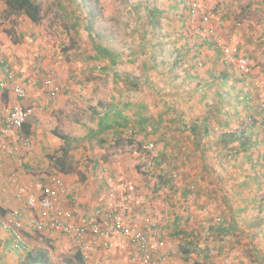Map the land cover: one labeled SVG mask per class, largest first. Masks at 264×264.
Instances as JSON below:
<instances>
[{
  "label": "crops",
  "instance_id": "0c3cea01",
  "mask_svg": "<svg viewBox=\"0 0 264 264\" xmlns=\"http://www.w3.org/2000/svg\"><path fill=\"white\" fill-rule=\"evenodd\" d=\"M176 1L162 0V4L147 6L138 0L133 5L136 23L129 32L133 39H129L125 49L113 50L118 57L115 65L108 63L103 68L110 73L114 87L109 89L106 103L90 109L91 118L96 121L94 125L108 115L109 123L122 128L94 141L100 148L94 160L84 156L88 161L75 162L80 154H91L85 147L89 143L87 136L66 135L70 145L66 147L65 141L55 136L47 125L48 116L54 120L55 113L63 114V118L66 113L71 116L73 108L69 100L73 94L70 88L62 86L69 87L65 76L63 80L56 78L64 87L63 92L46 105L43 114L38 110L27 121L29 133L23 132L33 138L34 154H29L24 163L18 157L16 140L0 129V195L6 198L0 201V207L6 215L14 207H26L30 196L41 197L43 186H52L49 175L43 173L53 172L65 182L60 208L73 212L78 222H83L93 209L109 207L124 214L133 227L150 228L155 221L164 224L170 237L184 239L193 233L200 235L203 253L193 249V255H185L182 247V253L179 252L184 264H201L205 253L211 255L205 264H264V125L251 104L256 101L258 89L264 90V56L259 71L241 76L234 65L226 62L225 40L218 44L214 39H204L197 34L199 27L195 32L201 39L187 36L182 23L184 11L192 21L196 19L190 14L187 0ZM235 8V0H203L199 23L211 27L222 38L221 25H215V10L227 19V14ZM8 12L6 0H0V19ZM154 21L156 25L151 27ZM18 47L0 29V50L10 60L20 56L15 59V68L21 69L23 64L27 69L25 75L19 76V84L28 90V97L22 100L12 91L0 89V116L7 115L18 104L37 107L46 100L37 83V77L44 75L41 72L44 63L38 65V57L32 61L34 56L29 49ZM122 66H129V70H122ZM51 69L56 68L51 66ZM0 75H3L1 66ZM141 118L148 120L147 138L138 130ZM241 132L253 142L254 147L249 151H238L237 137ZM140 137V149L137 147L134 154L139 150L145 153L150 144L156 147L154 153L148 152L147 164V174L155 177L154 185L127 162L124 166L123 159L129 155L128 139L137 141ZM77 143H82L85 152L76 149ZM7 155L13 159H7ZM46 155L56 158L53 170L43 168L48 166L42 165ZM137 155L144 157L140 152ZM89 161L92 163L86 168ZM161 175L166 178L165 186L159 184ZM110 188L115 190L114 199L108 195ZM158 190L176 192L165 199L166 194L160 198ZM157 198L168 202L169 211L163 215L164 206ZM11 203L14 205L9 206ZM25 211L28 235L36 234L43 240L49 233L55 240L75 245L58 231L32 230L28 225L36 215L27 207ZM6 215H0V219ZM119 239L123 240H116ZM109 243L103 247H109ZM18 252L9 233L0 235V264H6L7 256ZM169 254L171 259L176 256L174 251Z\"/></svg>",
  "mask_w": 264,
  "mask_h": 264
},
{
  "label": "rangeland",
  "instance_id": "374dc122",
  "mask_svg": "<svg viewBox=\"0 0 264 264\" xmlns=\"http://www.w3.org/2000/svg\"><path fill=\"white\" fill-rule=\"evenodd\" d=\"M137 1L91 0V4L93 6H98L99 8L102 7L103 9L101 12L102 15L98 17L95 23V28L106 35L105 41L102 42L103 46L114 49L115 51H121L128 47L129 39H133L129 32L133 31V27L131 26H134L136 23L133 15V5L137 3ZM57 2L58 0H41L42 21L38 25L32 23L31 20L24 14L20 13L11 15L8 12V15L6 14V16L3 17L4 22L2 21L3 18L0 19V21H2L0 22V29H2V31L11 38V42L16 46H19L25 51L28 48L31 53L30 55L32 57L34 56L31 59L32 61H34L38 55L37 57L39 60L37 59V61H40V65L42 63L45 65L41 70L43 74L50 75L55 79H61L62 76L66 77L69 87L67 85L62 86L70 88L69 92L71 91L73 94V98L69 100L71 101L70 107L73 108L71 116L66 113L63 118V114L55 113L56 116L54 120H50L48 116L47 125H49L50 131H58L64 136L77 135L83 137L87 136L88 131L95 127L94 124L96 121H93L91 118L90 109H94L101 103H106L105 101L109 97V89L114 87L115 82L110 76V73L103 69L109 62L102 60V58L98 56L96 50H94V46L91 45L92 43L89 39L88 33L81 28L79 34H77L67 28L70 19L68 22H65L63 17L60 15L61 12L65 14V11H63L62 8H59ZM177 2H179V0H177L176 3ZM141 3L151 6L153 3L162 4L163 2L162 0H141ZM64 7L67 8V12L73 11L72 4ZM235 7L236 8L231 11V13L227 14V17H231L230 19H224L220 16V14L216 13V10L215 13L213 11L217 21L215 25H221V28L219 29L223 36L221 40H225L227 43L226 45L237 46L239 49L241 48L240 50H243L245 54L253 57L254 59L250 60L252 71H259L260 68H258V66L261 64V57L264 56V0H235ZM108 9L110 10L109 13ZM183 17L184 19L182 23H184L183 27H186L185 31L187 32V36L193 39H201L195 32L198 27L202 26L201 23H199V20L196 19L195 21H192L191 18H188L185 11L183 13ZM177 34H180V31H178ZM18 57L20 58L18 55L15 59ZM15 59H13V61ZM255 61H258V64H256ZM51 66H54L56 69H51ZM127 68L129 70V66L121 67L122 70ZM31 76H34V74ZM251 104H253L252 110L254 109L256 115L258 116L256 101ZM240 117L241 118L238 119L239 125L243 123V116L240 115ZM132 139L133 138H129L126 143L128 147L126 152H128L129 155L123 159L124 166L125 162H127L132 168L139 170V173H143V176H145L148 183L151 181L150 184L153 183L154 185V183H156L154 180L155 177L150 174H146L148 172L147 164L149 153L147 150H145V153L139 150L142 138L140 137L137 141ZM76 145L77 150L81 148L82 152H85V149L82 148V143H77ZM87 145L88 146L85 147L91 150V154L88 155L83 153V155L78 152L80 155L78 160H75L76 163L88 160L91 161L96 158L95 152L99 151L100 148L95 145L94 141H90ZM111 146L114 147L113 145ZM137 147L139 148V152L144 154V157L137 155L139 153L138 151L137 154H134ZM32 153L34 154V150L31 154ZM81 155L83 156L82 158ZM84 156H86L88 160H85ZM11 158L12 157L10 155H7V159ZM26 158L27 156L25 158L23 157L21 160L22 163L25 162ZM45 159L46 160L42 165L48 166L43 168L53 170L56 164L55 156L46 155ZM2 162H4L3 159ZM91 163L92 162H90L86 168H89ZM28 174L31 175L33 173ZM150 176H152L151 180ZM157 193L161 198L162 195L159 194V192ZM23 198H25V193L23 194ZM5 200L6 198L0 195V201L4 202ZM156 201L160 202L162 207L164 206L162 215L165 214V211H169L168 202L158 198ZM13 205L14 204L11 203L9 206ZM14 208L22 209L23 211L26 209V207ZM30 213L34 216L36 215L34 211L30 210ZM165 216H168V214L166 213ZM154 223L157 222L154 221ZM158 227H160L164 236L163 246L157 253L160 263L184 264L183 260L185 259H183L180 255L179 249L180 247H184L183 240L186 238L180 239V237H170L165 231L163 223H161V225L158 224ZM164 233L167 237H165ZM5 234L6 232L0 233V235ZM27 236L30 241L31 249L34 248L35 250H38L45 248V250L49 252V256L54 264H67V260L78 251V247L74 244V246L70 244L68 245L58 239L55 240L49 233L44 236L43 240H41L42 236H36V234ZM62 239L63 238L61 237V240ZM90 239L88 238L87 241L89 242ZM109 241V247L105 248L102 244L96 247L95 252H100L97 254L95 253L96 256L93 254L87 264H141L133 253L131 246L124 240L121 241L120 239H111ZM100 247L101 249H99ZM171 251L176 253L174 259H171L172 256L169 254ZM7 258L8 261H6V264H23L24 262L23 257L20 256L19 253H13V255L7 256ZM252 258L255 260V257ZM201 261V264H203L207 260L205 259Z\"/></svg>",
  "mask_w": 264,
  "mask_h": 264
},
{
  "label": "built area",
  "instance_id": "2783aa9c",
  "mask_svg": "<svg viewBox=\"0 0 264 264\" xmlns=\"http://www.w3.org/2000/svg\"><path fill=\"white\" fill-rule=\"evenodd\" d=\"M202 1L187 0L193 20L200 17ZM204 19L207 20L206 17ZM199 28L197 34L200 37L204 39L211 38L218 44H222L221 38L213 32L211 27L203 25ZM223 54L227 59L226 62L234 65L241 76L248 77L252 74L249 57L240 54L238 47L224 45ZM15 63L17 64V60H10L0 50V66L3 73V75H0V89L12 91L18 99L24 100L28 97V90L23 84H19V76L25 75L27 69L24 68L23 64L20 65L21 69L15 68ZM39 63L40 61H37L38 65ZM37 83L41 85L46 94L45 101L37 107H24L22 104H18L7 115L0 116V129L4 134L16 140L19 156L16 155L20 160L34 150L33 138L23 132L24 124L38 110L40 112L45 111L46 105L52 103L58 94L63 92L64 88L60 86L54 77L45 74L37 77ZM256 101L257 112L264 125L263 89H258ZM154 148V144H150L146 150L153 152ZM44 172L46 173H43V175L48 174L53 184L51 187L43 186L41 197L30 196L28 198L26 207L36 213V217L32 219L33 221L31 220L28 227L30 226L32 230L39 233L49 228L67 236L78 247L86 264L92 258L96 247L107 244L111 239L118 238L125 240L131 246L133 253L141 264H161L157 253L163 246L164 236L158 224L152 223L150 228L133 227L125 220L124 214L109 207L93 209L85 215L83 222H78L73 212L60 208L59 198L61 192L65 189V182L53 172ZM108 195L110 199H114L116 196L115 190L110 188ZM25 213L22 209H15L0 219V230L9 233L13 239L15 250L21 253L31 251L27 236L28 231H26L27 226H25ZM89 235H91V240L88 242L87 237Z\"/></svg>",
  "mask_w": 264,
  "mask_h": 264
},
{
  "label": "trees",
  "instance_id": "16d2710c",
  "mask_svg": "<svg viewBox=\"0 0 264 264\" xmlns=\"http://www.w3.org/2000/svg\"><path fill=\"white\" fill-rule=\"evenodd\" d=\"M57 3H58L59 8H62V10L65 11L64 12L65 14H63V12H61L60 14L65 20V22H68V20L70 19V22L68 23L67 28L70 31L77 33V34H79L81 28L84 29V31L88 33L89 39L92 43L91 45L94 46V50H96L98 56L102 57L104 60H107L110 64L115 65L118 59V57L115 56L114 54L115 50L102 45V42L105 41L106 35L103 34L100 30L95 28L96 20L98 19L100 15H102L101 13L103 11L102 7L99 8L98 6L96 7L93 6L91 4V0L90 1L89 0H69V1L68 0H65V1L58 0ZM65 4L66 5L72 4L73 11L67 12V8L64 7L66 6ZM6 5L11 15H16L20 13L24 14L26 17H28L31 20L32 23L36 25L40 24L42 21L41 0H6ZM150 17L152 18V21H153L152 14L150 15ZM155 21L152 22V25H150L151 27L156 25ZM239 52L240 54H242L240 50ZM107 118H108V115H106V117L104 118L101 117V120L98 121V125H95L94 128L88 131L86 141L88 142L98 141L103 136L111 135V133H115V131H119L122 128L117 125H113L112 123H109V119ZM147 121L148 120L144 121L143 118H141V121L138 125V130L140 132H143L146 138L149 135ZM23 131H26L27 133H29V126L27 125V123L24 124ZM53 134L63 139L66 143V147L70 146L68 144L69 138H66V136L61 135V133H59L58 131H54ZM237 139L239 140L238 141V146H239L238 151L239 152L241 151L246 152L254 147L253 142L251 141V138L242 132L240 135H238ZM248 160L250 161V159ZM165 180L166 178H164V176L161 175V182L159 184L161 186H165L166 185ZM158 192L161 195L166 194V196L164 197L166 199L170 197L171 195L170 193L174 194V192L176 191L163 192V190H158ZM6 213L7 212H4L3 208L0 207V215L3 216V215H6ZM200 239H201L200 235L198 234L196 235V233H193L192 236L187 237L186 239L183 240L184 242L183 246L185 248L182 250L183 253L181 252L182 247H180L179 251L185 255L186 254L193 255V252H192L193 249L196 250L198 254L203 253L201 246L199 244ZM19 255L23 257V260H24L23 264H54L49 256V252L45 249L32 250L26 253H19ZM205 255L202 257V259L204 258L203 260L211 256V255H206V256ZM67 264H86V261L84 260L83 256L78 250L70 259L67 260Z\"/></svg>",
  "mask_w": 264,
  "mask_h": 264
},
{
  "label": "clouds",
  "instance_id": "9594fccd",
  "mask_svg": "<svg viewBox=\"0 0 264 264\" xmlns=\"http://www.w3.org/2000/svg\"><path fill=\"white\" fill-rule=\"evenodd\" d=\"M259 116V115H258ZM17 251V250H16ZM32 251V250H31Z\"/></svg>",
  "mask_w": 264,
  "mask_h": 264
}]
</instances>
